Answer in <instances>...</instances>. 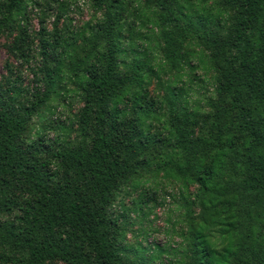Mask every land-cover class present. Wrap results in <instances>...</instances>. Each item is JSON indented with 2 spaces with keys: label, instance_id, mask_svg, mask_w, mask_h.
Returning <instances> with one entry per match:
<instances>
[{
  "label": "trees",
  "instance_id": "trees-1",
  "mask_svg": "<svg viewBox=\"0 0 264 264\" xmlns=\"http://www.w3.org/2000/svg\"><path fill=\"white\" fill-rule=\"evenodd\" d=\"M78 1L0 0L32 72L0 87V264H264V0H88L100 16L41 19L34 45L26 10ZM57 99L81 103L68 126ZM158 177L176 242H148Z\"/></svg>",
  "mask_w": 264,
  "mask_h": 264
},
{
  "label": "rangeland",
  "instance_id": "rangeland-1",
  "mask_svg": "<svg viewBox=\"0 0 264 264\" xmlns=\"http://www.w3.org/2000/svg\"><path fill=\"white\" fill-rule=\"evenodd\" d=\"M56 12L57 10L54 7H48L47 4L44 2L40 3L39 7H29L26 10L25 19L28 23L31 39L34 41V45L37 43V37L35 33L39 31L40 21L41 19L44 20V25L46 26L48 31H52L54 27L57 30H61L63 27L67 26L72 30H76L80 28L86 22L95 19L96 17L100 16L99 13L94 12L91 7V4L88 0H79L76 4L71 5L66 18H60L56 22ZM71 20V22L69 21ZM16 33H9L4 31L0 33V87L5 86V80L8 76L14 78V76L20 75L22 77L23 84L31 85L32 84V72L30 69H26L27 65L20 63L12 53L11 45L13 43L14 37ZM36 37V38H35ZM31 66L35 69L37 66V62L31 63ZM14 72L15 74H12ZM208 87V86H206ZM151 97L156 95H161V92L158 90L157 86L155 85V81L149 87ZM202 92L206 93L207 89L202 90ZM60 100H52L49 103V106L53 109V116L52 115H45V119H60L64 122L67 126L72 120L73 115L77 114L81 103L77 99H71V103L67 104L66 106L58 105ZM40 117L34 116L30 122L29 127L31 128V133H34L38 127L40 126ZM75 133H72L71 138L75 137ZM49 138L54 137V133H48ZM156 181L159 183L160 191L157 196V203L154 204L153 213L149 217L150 220V235L148 242L157 243H164L168 241V235L166 231L168 229L169 237L173 242L177 241V234L181 229V225H175L174 229L171 228V223H168L170 219L172 223L175 222L178 213H174L171 210H176V204L170 197H165L166 194L171 193L174 194L177 192L178 186L177 185H170L164 179L158 177ZM193 189V188H191ZM136 194L131 193L130 195H125L123 198L125 204L129 205V200ZM165 198V202L162 203V200ZM153 205V203H152ZM114 208H117L116 205ZM131 221H133V217L129 215ZM148 221L144 222L143 224L146 226ZM127 238L130 242H134L136 239H141L142 235L139 229V225L137 223L129 224L128 225V233ZM51 264H64L62 262L54 261Z\"/></svg>",
  "mask_w": 264,
  "mask_h": 264
}]
</instances>
